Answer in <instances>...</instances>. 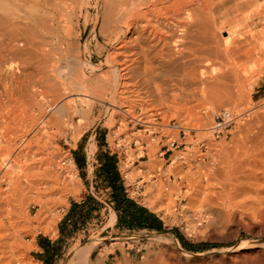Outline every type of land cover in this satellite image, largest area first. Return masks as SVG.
<instances>
[{"label": "rangeland", "instance_id": "rangeland-1", "mask_svg": "<svg viewBox=\"0 0 264 264\" xmlns=\"http://www.w3.org/2000/svg\"><path fill=\"white\" fill-rule=\"evenodd\" d=\"M16 1L20 2V0H0V66L4 63L5 66L13 67V72H16L15 74L19 77V80L24 82L29 90L21 89L20 91L16 81H10L0 76V232L4 235L8 232H12V228H17L16 230L21 232V238L25 244L29 243L34 238L35 245L26 251L24 248L20 249L10 247L9 245H2L0 247V258H3V261L7 262L13 258L14 254L21 253L25 255H23L26 260L24 264H44L38 256V254L43 253V249L40 248L38 244L39 237H47L52 242H56L61 237L59 229L60 223L68 213L72 202H82L87 195H93L104 207L99 212L95 213V217L90 220L85 229L76 232L72 237L60 243L62 246V255L54 264H68L77 248L86 246L95 241H98V244L94 248L88 264H127V262L129 264L134 261L139 262L143 253H146L149 249L154 250L156 249L155 247H158L157 236L164 238L165 242L162 241V244H165L167 240H171L176 244L178 242L183 250L189 253L201 254L205 259L207 258L208 261L211 258L218 259L222 257L224 255L222 252L223 249H228L230 247L234 248L248 236V239H251L253 234L239 225L237 222L238 216L231 217L233 223L230 221L231 224L230 222L227 224L225 217L219 216L217 210L230 207L231 205H234L231 207L234 210H236V205L237 208L241 210L242 205L245 203L255 206H263L264 204V193L259 197L260 199L256 197L253 198V193H247V195L240 194L239 196L237 195V197L233 196L229 198L225 196L227 191L231 189V184H235L234 186L237 188L239 186V188H246L249 190L257 187V183L249 177L251 174L255 173V169L251 168L253 165L250 167L248 162L250 161L252 163L254 159L260 161L264 165V157L262 156H258L260 158L257 156H237L236 151H229L233 147L237 148L236 144L239 138L242 137L247 141L246 143L249 144L250 147L253 135L257 134L259 131L264 132V121L258 117V115L264 116V113H260L261 110L264 111V65H262L261 59L255 55L247 60L246 63L244 62V72H248L245 76V79L247 78L245 83L247 87L244 85L243 90L235 93V97L233 96L231 102H228L226 106L217 107L207 104L196 107L193 104H187L190 110H182L178 105H174L172 96L170 99H163L161 101L163 104L155 101L153 96H149V93H147L145 85L140 86V92L142 94L144 93L143 96H145L147 100H151L150 102L152 104L149 106H144L136 102L137 104L131 108L130 103L127 102L128 98L125 97V99L122 100L123 103L117 107L111 105L110 100H103L104 103L99 96L87 94L88 99L82 96L83 100L97 105L91 115L90 122L87 123L85 118L78 115L69 126L65 127V132L62 135L51 138V131L49 132L48 130L46 131L47 134L45 135V139H43L45 142L40 140L34 142L30 148H27L22 137L24 134L29 135L30 132L28 131H30V128L28 124H31L32 117H37L38 114L43 113L38 116L39 122H37L39 126H42L40 122L42 118H48L51 114L55 113V110L52 112L49 111L45 100L42 98L43 95H40L34 88L30 87L32 80L29 79L28 74L35 71L34 69L36 68L34 67L37 66V60L41 63H38V65L40 64V67H44L46 62L44 59L47 58L48 52L53 50L56 53V63H58V60L62 61L57 64L60 70L67 72L69 70L67 64H69L71 65L69 67L76 73L80 74L82 71L87 73L86 75L89 77L90 82L94 84L100 82L98 78L101 80L99 76L102 73L109 70L111 71L109 67H104L102 65L106 60L108 49L110 48L109 51H111L112 47L108 46L107 49V36L100 32L103 23L102 7L105 0H99L101 2L99 8L96 4L97 0H81L80 3H76L77 10L74 9L75 15L74 10L68 8V10L70 9L72 11L68 12L67 10L69 15L66 17V20L69 19L70 22L72 21L71 23L69 20L67 22L65 20L64 23L62 22L61 15L65 12L63 15L64 19L65 15H67V8L64 10V8L61 7L62 3L59 5L58 2L55 5L56 8L60 6L61 9L58 10L55 8L54 15L48 13L49 11L44 7L43 1L42 4L39 0H24L25 2L20 3L22 7L21 5L20 7L16 6V3H18ZM17 5H19V3ZM56 10L63 14L59 13V15ZM98 15L99 22L97 30L99 38L97 39L96 33L94 38L93 27ZM59 17L61 19L60 21L58 19ZM33 18L37 21H34ZM5 21L8 24H6ZM9 21L11 22L9 23ZM13 25L14 27L17 26V28H13ZM67 25H70V29ZM262 25H264L263 18L260 19L259 25L256 26L254 30L258 31L262 29ZM109 30L111 31V28ZM20 31L23 32L21 33ZM110 31L107 30V33H110ZM219 36L224 39L227 33L224 31L222 33L220 32ZM11 38L13 39L11 40ZM35 39L36 41H34ZM38 45L40 47H38ZM88 45L91 48L90 51L87 50ZM257 50L258 49L254 52ZM44 56L46 58H44ZM91 56L92 64H89L87 60L91 59ZM43 62L44 64H42ZM10 64L12 66H10ZM210 69H213L212 66H210ZM111 76L112 85L115 86L117 81L116 78H114V73H112ZM177 78L178 65H175V67L170 65L164 69V73L158 81L161 82L162 88L166 91L168 89L169 91ZM115 81L116 83H114ZM10 89H12V91ZM78 90L79 88L76 87L74 92L69 95H64V100L62 99L61 103L72 98L79 99V93L83 92ZM22 91H25V93ZM61 92L63 93V91ZM111 96L110 94L109 97L111 98ZM174 98L176 102H181L182 96L178 94V96ZM115 99L119 100L118 96L114 94L113 100L116 101ZM38 101L40 106L38 105ZM82 109L86 111L88 107L84 106ZM224 110H232L236 114L246 113V116L243 120L240 119L236 126L229 131L231 134L228 138L223 136L222 138L220 137L221 140L219 142H216L215 140L218 138H216L212 132L204 130L210 129L218 114ZM112 114L114 115L112 116ZM254 114H256V117ZM81 118L82 121H80ZM121 121H124V124H121ZM138 121L141 122L138 123ZM142 122L146 124H142ZM260 122L262 123L261 125H259ZM173 124H179L189 128L196 127L198 129L195 134L187 133L185 142L187 144H192V148H187V151H183L181 148L176 149L169 145L172 141H170L169 137H172V139L179 138L178 130L166 127L169 125L172 126ZM149 126H152V128ZM203 137L207 138L209 141L208 153L205 154L199 162L187 160L186 164L182 163L178 156H191L192 152L198 154V144ZM263 140L264 138L260 140L261 143ZM135 143L137 145H135ZM150 144H156V154L154 156L145 154L143 155L145 157H140L143 150L144 152L149 150L151 147ZM101 146L103 150L119 156V171L123 175L126 172L129 173L127 184L143 178L146 183L144 184V188L136 192L129 190L128 196L138 204L157 214L164 224L163 230H124L117 226V220L114 221L113 219V215L116 212L110 205L109 190L101 186L96 174L99 164L97 156L101 150ZM76 153H83L84 156H86V161L89 160L87 161L89 167L84 171V178L79 166L75 165V170L73 169L75 171V180H70L66 162L69 163V160L72 159V156H76ZM169 156H171L170 159H168ZM206 157H208L207 160H205ZM227 161L230 162L228 167L226 166L227 163H229ZM246 163L248 166L246 165L244 167ZM196 165L197 167H195ZM242 166L246 168V170L243 171L244 168ZM240 169L242 171H240ZM258 170H256V172L264 177V169H260V172ZM30 171L33 172L30 173ZM5 172H8L7 175ZM44 172H46V174ZM49 173L55 175L53 178L55 181H46L50 185H42L41 189L43 192H48L47 187L51 185L57 186L58 188L54 192L49 193V197L52 196L53 200L51 204V206H53L52 209L54 213L59 216L56 231L47 235L43 233H36L34 235L32 231L27 229V226H29L28 221L38 212V191H36L37 189L35 190L36 186L34 184L39 180L45 182L44 176L49 175ZM237 178L239 181H237ZM70 181L79 188V194L76 196L72 195L71 192L67 190V185ZM59 184L63 185L60 187ZM140 184L141 186L143 185L142 183ZM98 186H100V189H98ZM151 186H154L156 190H158L157 188L162 189L165 194L170 191L172 192V198L174 199L173 214H166L164 209L157 212L148 206V200L151 198L148 190ZM261 187L264 188V182ZM217 193L219 194L217 195ZM189 194L192 195V197H196L197 202L201 198L199 203V205H201L198 206L199 208H183V205L189 202ZM209 195L212 196V200ZM60 197H64L65 202H59L61 199ZM205 198H207V200ZM166 202L167 201L164 200L163 203ZM222 202H224L226 206L223 207L224 203ZM217 203L220 205L218 204L217 206ZM239 210H237V213L240 212ZM54 213H52L51 216H53ZM247 217L246 215L245 218ZM233 219H236V221ZM221 230L224 231L221 232ZM226 231H228L229 234ZM236 231L238 233H236ZM201 232H203L202 235ZM219 232L224 236L226 234L228 237L231 236L232 239L227 236L224 237ZM225 232L226 234H224ZM230 232L236 234L237 237ZM199 233L200 235L198 236L197 234ZM205 235L208 237H205ZM219 236L222 238H219ZM184 242L190 245L191 247L189 248L191 249L186 247ZM217 250H219V252ZM230 253L231 255H235L236 252Z\"/></svg>", "mask_w": 264, "mask_h": 264}, {"label": "bare ground", "instance_id": "bare-ground-1", "mask_svg": "<svg viewBox=\"0 0 264 264\" xmlns=\"http://www.w3.org/2000/svg\"><path fill=\"white\" fill-rule=\"evenodd\" d=\"M40 1L41 3L42 1L44 2L45 5L44 7H46L47 11H49L48 12L49 14L51 13L54 14L56 8L55 5L58 2L59 5L62 3L61 7H63L64 10L67 8L66 9L67 12L68 8H71L72 10L76 9V3L78 2L80 3L81 0H39V2ZM16 2L19 3V5H17L18 3H16V6L20 7L21 5L20 3H23L25 1L20 0V2L19 1ZM100 3L101 2L97 0L96 4L98 8L100 7ZM61 7L57 6L56 9L59 10L61 9ZM58 10L56 11L58 12ZM72 10L69 9L68 12ZM68 12L67 15H65V19L63 16L65 12L64 14L58 12V14L59 13L63 14L61 15V19L63 23L65 22L66 17L69 15ZM74 15H75V10H74ZM102 15H103V23L100 28L101 29L100 32L107 36V49L108 46H111L112 50L109 51L110 48L108 49L106 60L103 62L102 65L104 67H109L111 71L109 70L105 73H102L99 76L101 77V80H99L98 78V81H100L99 83L92 84V82H90L89 77H87L86 75L87 73H85L84 71H82L80 74L76 73L75 71H73V69L69 67L71 66L69 64H67L69 68L67 72L64 70H60L57 64L62 61L58 60L57 61L58 63H56L55 61L56 53L53 50L48 52L47 58L44 56V58H46L44 59L46 60L44 67H40L41 63L38 62L39 60H37V64H36L37 66L34 67L36 68L34 69L35 71L31 73L27 71L29 73L28 74L29 79L32 80V84L31 86L30 85L29 86L34 88V90L40 93V95L41 94L43 95L42 98L45 100L49 111L52 112L53 110H55V113L51 114L48 118L46 117L42 118V120L40 121L42 123L41 124L42 126H39V123L37 124V122H39L38 116L43 113L39 112L40 114H38L37 116L38 119L37 117H32L31 124H28L30 128L29 129L30 131L28 132L30 133L29 135L24 134L22 137V140L26 144L27 148H30V146L34 142H38L40 140L45 139V135L47 134L46 131L48 130L49 132L51 131V138H54L55 136L58 135H62L65 132V127L69 126L70 123L73 122L78 115H80V117L85 118L87 123L90 122L91 115L95 110V107H97V105H95V103H90L88 101L83 100L82 96L88 99L87 94H94L96 96H99L102 102H104L105 100L106 101L110 100L111 101L110 104L117 107L121 105V103H123L122 100L125 99V97L128 98L127 102L130 103L131 108H133L138 102L144 106L145 105L149 106L152 104L150 102L151 100H147L146 97L143 96L144 93L142 94L140 92L141 90L140 86L145 85L147 88V93H149V96H153V99H155V101H158V103L160 104L161 103L163 104V102H161L163 99H170V97L172 96L173 97L172 102L174 103V105H178L179 108L182 110H190L187 107V104H193L196 107L207 104L221 107V106H226L228 102H231V100L233 99L232 97L233 96L235 97L234 95L235 93L239 92L240 90H243V87L247 79V78L245 79V76L248 73L247 71H246L247 73L244 72V64L246 63L247 60L257 55L261 59L262 65H264V25H262L263 26L262 29H259L258 31L254 30V28L259 25L260 19L263 18L264 20V0L263 1L261 0H105L102 7ZM58 19L59 21L61 20L60 17ZM68 20H66V22ZM11 21H9V23ZM34 21L37 20L34 19ZM98 22H99V15L96 21L94 22V27H93L94 38L96 33L97 39L99 38L98 30H97ZM67 26L70 29L69 27L70 25ZM7 28L9 27L7 26ZM13 28H17V26L14 27L13 25ZM110 28L111 31L109 30ZM71 29L73 30L72 27ZM107 30L110 31V33L108 32L109 34L107 33ZM223 31L227 33V36L226 37L224 36L225 37L224 39L221 38L222 37L221 35H220L221 37L219 36L220 32L222 33ZM20 32L22 33L23 31ZM12 39L13 38H11V40ZM34 41H36V39ZM38 47L40 46L38 45ZM90 49L91 48L88 45L87 50L90 51ZM256 49L258 50L254 52ZM87 62L89 64H92L91 63L92 56L91 59L87 60ZM38 63L40 64L38 65ZM42 64H44V62ZM170 65L172 67L178 65V78L172 84V88L169 91L168 89L166 91L164 88H162L161 82L158 80L162 77L164 73V69L169 67ZM10 66L12 65L10 64ZM210 66H212L213 68L212 70L210 69ZM12 69L14 68L5 66L4 63L3 65L1 64L0 76L10 81H16V83H18L17 85L20 88V91L21 89L29 90L28 86H26L24 82L19 80V77H17V75L15 74L16 72H13L14 70ZM112 73H114V78H116L117 81V83L116 81L114 82L116 83L115 86L112 85L113 83L111 76ZM2 82L5 83L4 81ZM76 87L83 92V93H79L80 96L78 97L79 99L72 98V99H68L67 101L65 100L66 102L61 103L63 96L69 95L72 92H74ZM10 90L12 91V89ZM61 91H63V93ZM23 93H25V91ZM110 94L112 95L111 98L109 97ZM114 94L115 96H118L119 100L116 99H115L116 101L113 100ZM178 94L182 96L181 102H176L174 100L175 99L174 97L178 96ZM38 105L40 106V103ZM84 106L88 107L86 111H83L82 109V107ZM260 113H264V111L261 110ZM113 115L114 114H112V116ZM254 115L256 117V114ZM258 117L262 121H264V116L258 115ZM80 121H82V118L80 119ZM121 124H124V121H121ZM261 124L262 123L260 122L259 125ZM149 127L152 128V126ZM193 129L198 130L196 127ZM204 131H208V130H204ZM260 134H258V136H261L263 138L264 134L263 133H262L263 135ZM43 141L45 142V140ZM150 145L151 147L149 148V150L147 152H144L143 150L140 156H143L145 154H147L148 156H154L156 154V144H150ZM186 145H187L186 149L181 148V150L187 151V148L193 147L192 144L190 143L188 144L186 143ZM198 147H199V153L197 154L196 152H192L193 156L194 155L204 156L206 154L205 152L209 150V146H207L206 148H202L200 143L198 144ZM245 153H247V149ZM185 157L188 156H178L179 160L181 161L182 158ZM119 164H120V160H119ZM229 164L230 162L227 163L226 166L228 167ZM248 164L250 167L251 165H253L251 168L255 169V173L251 174V176L249 177H251L253 181L257 183V187H255L252 190H249L246 188H239V186L237 188L234 186L235 184H231L232 185V186L230 185L231 189L227 191V194L225 195L226 197L228 198L233 196L237 197V195L238 196L240 194L247 195V193L248 194L253 193V198L254 197L259 198L263 195L264 188L261 187V185L264 182V177L261 176L260 173H257L256 170L264 169V165L260 161H256L254 159L252 163L249 161ZM246 165L247 163L244 165V167ZM66 166H67V170L69 171L70 180H75L74 179L75 164L73 160L70 159L69 163L66 162ZM244 170H246V168H244L243 171ZM240 171L242 170L240 169ZM32 172L30 171V173ZM7 173L8 172H5L6 175ZM44 173L46 174V172ZM50 173L49 175L44 176L45 182L44 181L41 182L39 180L34 184L36 187L33 185L35 187V190L37 189L36 191H38V196H37L38 212L33 218L31 219L29 218L30 219L28 221L29 226H27V229L32 231L34 235L36 233L49 234L56 231L57 220L59 216L56 213H54V210L52 209L53 206H51V204L53 200H52V196L49 197V193L54 192L58 188L57 186L55 187L54 185H51L47 187L48 192L46 191L43 192V190L41 189L42 185L45 186V184H49L46 181L51 182L52 180H54L53 178L55 177V175L52 174L53 175L52 176ZM124 175L127 178L129 177L128 172H126ZM237 181H239L238 178ZM70 183H68L67 185L68 186L67 190H69L71 194L74 196L78 195L79 188L76 187L73 182L71 184ZM157 189L158 190H156L154 186H151L149 188L148 191L151 198L150 199L148 198L149 199L148 206L153 208L157 212L160 211L161 209H164L166 214L169 215L173 214L174 199L172 198V192L170 191L165 194L162 191V189L159 188ZM218 194L219 193H217V195ZM60 198L61 199L59 202L61 203L65 202L64 197H60ZM196 199H197L196 197H192V195H190L189 202L184 204L183 208H187V207L196 208L200 206L201 204L199 205V203L201 201L200 200L201 198L198 200V202ZM205 199L207 200V198ZM210 199L212 200V196H210ZM164 200H166L167 202L163 203ZM218 204L219 203H217L216 205L218 206ZM224 206H226L225 203L223 204V207ZM232 206L234 205H231L230 207L227 208L224 207L225 209L224 208L222 209L220 208V210L218 209L217 210L218 215L223 216V218L225 217V221L227 222V224L230 221L232 222L231 217L233 218L238 216L237 222L239 223V225L246 231L253 234L252 236L253 238L251 237V239H248L249 237L248 236L245 240H243L239 245L235 246L234 248L230 247L228 249H223L222 252L224 253V255L222 257L218 259L211 258L208 261L207 258L205 259V257L202 256L201 254L189 253L183 250L180 244H178V242L176 244L173 243L171 240L166 239L167 240L166 243L162 244V241L165 242L164 238L157 236L156 238H158L157 240L158 247H155L156 249L154 250L149 249L147 250L146 253H143V255L140 257L141 260L139 262L134 261L129 264H264V204L263 206H255L252 204L250 205L248 203H245L244 205H242L241 210L237 208V205L235 208L236 210L231 208ZM237 210H239L241 213L240 212L237 213ZM52 213H54L53 216H51ZM245 214L248 216L247 217L248 219L245 218L246 216ZM113 217L116 218L115 214ZM233 220L236 221V219ZM12 229H13L12 232H8L4 235H2L0 232V247L2 245H9L10 247H16L20 249L24 248L26 251L35 245L34 238L29 243L25 244L22 241L21 232L17 231L16 230L17 228L16 229L12 228ZM222 231L224 230H221V232ZM221 232L219 233L221 234ZM226 232L229 234L228 231ZM226 232L224 234H226ZM202 233L203 232H201V235ZM236 233L238 232L236 231ZM197 235L199 236L200 233ZM206 236L207 235H205V237ZM225 236H227V234ZM220 237L221 236H219V238ZM228 238H231V236H229ZM97 244L98 241H95L86 246L77 248V250L74 252L73 257L70 259V262L68 264H74V263L88 264L92 252L94 248L97 246ZM217 251L219 252V250ZM230 252H236L237 254L235 253V255H231ZM23 255L24 254L21 253L20 254L17 253L16 255L14 254L13 258L8 260L7 262L3 261V258H0V264H24L26 260L24 259L25 255L24 256Z\"/></svg>", "mask_w": 264, "mask_h": 264}, {"label": "trees", "instance_id": "trees-1", "mask_svg": "<svg viewBox=\"0 0 264 264\" xmlns=\"http://www.w3.org/2000/svg\"><path fill=\"white\" fill-rule=\"evenodd\" d=\"M102 146L97 156L99 164L96 174L101 186L109 190L110 205L118 217L117 226L124 230H163L164 224L155 213L129 198L119 171L118 156L103 150ZM75 158L84 177V171L87 168L86 156L83 153H76ZM103 207L104 205L93 195H87L82 202L73 201L68 213L60 223L61 237L56 242H52L47 237H39L38 244L43 249V253L38 254L39 259L44 264H54L62 255L60 243L72 237L76 232L85 229L90 220L95 217V213ZM184 245L188 248L191 247L186 242Z\"/></svg>", "mask_w": 264, "mask_h": 264}, {"label": "built area", "instance_id": "built-area-1", "mask_svg": "<svg viewBox=\"0 0 264 264\" xmlns=\"http://www.w3.org/2000/svg\"><path fill=\"white\" fill-rule=\"evenodd\" d=\"M245 116H246V113L236 114L232 110L221 111L218 114L213 126L211 127L210 130L208 129V131L212 132V134L217 138H220V137L222 138L223 136L228 137L231 134V133H229V131L232 130L236 126L237 122L240 119L243 120V118ZM139 122H141V121H138V123ZM142 124H146V123L142 122ZM166 127L169 129H176L179 131V138L178 139H172V137H169L170 141L172 140L169 143V145L171 147L176 148V149H178V148L186 149L187 145L185 143V140L187 138V133L189 132V133L195 134L197 131L193 128H189L187 126H182L179 124H173L172 126L169 125ZM199 143H200L202 148H206L207 146H209L208 145L209 141L205 137H203ZM135 145H137V144L135 143ZM140 157H145V156H140ZM203 157L204 156H202V155H194V156L191 155V156L182 158V162L184 164H186L187 160H193L194 162H199ZM118 158H119V156H118ZM119 160H120V158H119ZM121 175H122V179L124 181V185L126 187V191H127L128 195H129V190L136 192V191L142 190L144 188L145 182H144L143 178H140L138 181H134L132 183L127 184L128 178L123 174H121ZM140 183H142L143 185L141 186Z\"/></svg>", "mask_w": 264, "mask_h": 264}, {"label": "crops", "instance_id": "crops-1", "mask_svg": "<svg viewBox=\"0 0 264 264\" xmlns=\"http://www.w3.org/2000/svg\"><path fill=\"white\" fill-rule=\"evenodd\" d=\"M261 134H260V133ZM258 133H257V135L255 134V135H253V140H251V146L249 147V144H247L246 142L247 141H245V140H243V138L241 137V138H239L238 140H237V148L236 147H233V148H231L229 151H233V152H235L236 151V155L237 156H264V140H263V145H262V143H261V139H263L264 138V132L263 131H259ZM263 133V134H262ZM258 134H260V135H263V138L261 137V136H258ZM257 137H258V139H259V141H258V139H257ZM259 137H261V138H259ZM228 138V137H227ZM230 139H231V137H230ZM257 139V140H256ZM221 139L220 138H218L217 140H215L216 142H219ZM254 140H255V143H254ZM258 141V142H257ZM254 143V144H253ZM256 144V145H255ZM263 147V148H262ZM234 148H236V149H234ZM262 148V149H261ZM246 149H247V153H245L246 152ZM249 149V150H248ZM251 149V150H250ZM253 150V151H252ZM209 151V150H208ZM208 151H206L205 153L207 154L208 153ZM226 151V150H225ZM249 151H251V152H249ZM262 151V152H261ZM215 153H217V152H215ZM224 153V152H223ZM245 153V154H244ZM171 158V156H169V158L168 159H170ZM72 159H73V161H74V164L77 166L78 164H77V162H76V158H75V156H72ZM208 159V157H206V159L205 160H207ZM87 161H89V160H87ZM87 167H89V163L87 162ZM195 167H197V165L195 166ZM86 170H87V168H86ZM150 210V209H149ZM151 211V210H150ZM152 212V211H151ZM154 213V212H153ZM115 214V217L116 218H114L113 217V219H114V221H116L117 220V222H118V217H117V215H116V213H114ZM157 215V214H156ZM66 216V215H65ZM114 216V215H113ZM45 235H47V234H45ZM93 253V252H92Z\"/></svg>", "mask_w": 264, "mask_h": 264}]
</instances>
